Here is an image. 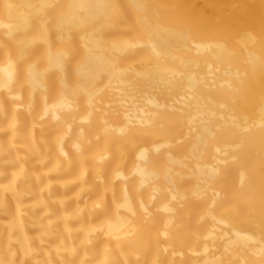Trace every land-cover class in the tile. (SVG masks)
Returning a JSON list of instances; mask_svg holds the SVG:
<instances>
[{"label": "bare ground", "instance_id": "6f19581e", "mask_svg": "<svg viewBox=\"0 0 264 264\" xmlns=\"http://www.w3.org/2000/svg\"><path fill=\"white\" fill-rule=\"evenodd\" d=\"M0 264H264V0H0Z\"/></svg>", "mask_w": 264, "mask_h": 264}]
</instances>
